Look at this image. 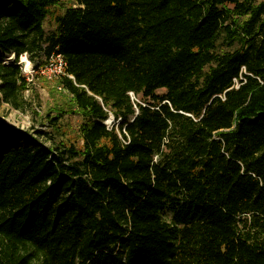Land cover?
Returning <instances> with one entry per match:
<instances>
[{"label":"trees","instance_id":"16d2710c","mask_svg":"<svg viewBox=\"0 0 264 264\" xmlns=\"http://www.w3.org/2000/svg\"><path fill=\"white\" fill-rule=\"evenodd\" d=\"M23 54L79 143L0 119V264H264V0H0V113Z\"/></svg>","mask_w":264,"mask_h":264},{"label":"rangeland","instance_id":"374dc122","mask_svg":"<svg viewBox=\"0 0 264 264\" xmlns=\"http://www.w3.org/2000/svg\"><path fill=\"white\" fill-rule=\"evenodd\" d=\"M63 1L68 3L71 0ZM44 27L47 32H50L53 28V20L48 18L44 23ZM12 58V55H9L4 59L5 62H12ZM18 62L21 64L22 73L30 82L31 90L25 93L30 106L25 112L4 109L0 113V119L12 128L29 131L32 134H37L36 131L54 134L46 119L49 115L52 116L57 108L61 117L57 123L58 135L56 137L79 143L78 128L81 118L77 114V109L71 105L70 96L59 85L58 75L47 72L42 73L38 70L33 71L32 62L28 58L27 60L18 59ZM45 63H42V65ZM159 92L162 93L163 91ZM112 122V116L105 121L108 125H112ZM41 139L45 144H49L45 136H42ZM169 217L170 215L167 214L166 218Z\"/></svg>","mask_w":264,"mask_h":264},{"label":"built area","instance_id":"2783aa9c","mask_svg":"<svg viewBox=\"0 0 264 264\" xmlns=\"http://www.w3.org/2000/svg\"><path fill=\"white\" fill-rule=\"evenodd\" d=\"M19 59L20 60L21 59L27 60V56L25 54H23L19 57ZM12 60H13V58H12ZM64 66H65V62H64L63 58L60 55H54V56H51L49 58V60L46 61V63L43 65L40 64L39 66L34 68V65L32 64V70L33 71L38 70L39 72H42V73L47 72V73H52V74H56V75L60 76L64 73ZM21 69H22V67H21Z\"/></svg>","mask_w":264,"mask_h":264}]
</instances>
